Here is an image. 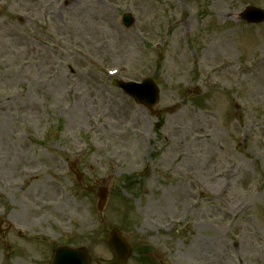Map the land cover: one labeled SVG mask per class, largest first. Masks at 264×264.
<instances>
[{
    "label": "rangeland",
    "instance_id": "374dc122",
    "mask_svg": "<svg viewBox=\"0 0 264 264\" xmlns=\"http://www.w3.org/2000/svg\"><path fill=\"white\" fill-rule=\"evenodd\" d=\"M246 6L264 0H0V264L111 260L114 227L125 264H264V22ZM144 77L152 112L111 85Z\"/></svg>",
    "mask_w": 264,
    "mask_h": 264
},
{
    "label": "water",
    "instance_id": "95a60500",
    "mask_svg": "<svg viewBox=\"0 0 264 264\" xmlns=\"http://www.w3.org/2000/svg\"><path fill=\"white\" fill-rule=\"evenodd\" d=\"M240 19L250 25L259 24L264 21V13L261 10L246 7L240 14ZM123 24L130 28L133 21L129 15L123 16ZM114 86L121 89L124 94L131 97L138 105L151 109L158 102V89L150 79L144 80L141 85L124 84L114 82ZM108 193L101 188L97 193V211L102 212L106 204ZM109 247L114 254V260L111 262L98 261V264H124L129 257L131 251L129 246L120 237L117 230L110 232ZM50 264H90L87 252L83 249L71 250L65 248H58L53 252Z\"/></svg>",
    "mask_w": 264,
    "mask_h": 264
}]
</instances>
